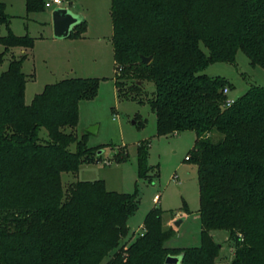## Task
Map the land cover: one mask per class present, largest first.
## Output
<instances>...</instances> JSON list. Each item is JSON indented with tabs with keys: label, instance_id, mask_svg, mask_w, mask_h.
Here are the masks:
<instances>
[{
	"label": "trees",
	"instance_id": "1",
	"mask_svg": "<svg viewBox=\"0 0 264 264\" xmlns=\"http://www.w3.org/2000/svg\"><path fill=\"white\" fill-rule=\"evenodd\" d=\"M110 2L118 98L145 100L158 136L195 135L187 161L197 172L200 245L166 248L174 232L162 229L159 207L145 215L135 241L120 245L138 192L107 191L102 180L64 189L61 174L76 176L82 165L95 162L94 150H102L88 147V134L79 137L75 129L79 103L94 99L101 81L63 79L45 85L26 105L22 64L35 40L13 34L0 2V28L6 29L0 65L10 57L0 72V264H164L168 256L180 257L179 264H215L221 245L210 232L220 230L233 243L230 264H264V87L251 86L226 107L223 91L232 84L200 73L211 64L234 63L237 51L264 69V0ZM25 4L28 14L45 9L44 0ZM84 32L82 21L68 39ZM13 49L23 53L16 56ZM144 83L154 85L146 99ZM149 147L143 141L136 148L139 179L152 170ZM127 156L113 159L120 164Z\"/></svg>",
	"mask_w": 264,
	"mask_h": 264
},
{
	"label": "rangeland",
	"instance_id": "2",
	"mask_svg": "<svg viewBox=\"0 0 264 264\" xmlns=\"http://www.w3.org/2000/svg\"><path fill=\"white\" fill-rule=\"evenodd\" d=\"M5 5V13L10 20V29L16 36L28 34L34 42V48L22 64L26 76L25 104H30L36 94H40L45 85L56 84L69 78L100 79L94 99L82 101L78 105L76 134H86L91 126L98 128L97 134H88V147L102 146L99 152L94 150L92 164L82 165L76 176L63 173L64 189L77 181L92 182L102 180L107 191L133 194L138 192V208L127 222L129 232L122 244H130L142 232L143 219L153 208L162 210V229L174 232L173 238L165 243L169 249L197 247L200 245L201 223L198 218L199 188L196 166L187 161L194 147L195 135L192 131L158 136L155 113L150 111L147 102L138 103L131 98L119 99L115 87V64L111 45L112 19L110 0H64L61 8L85 22V32L81 38H72L64 42H54L51 13L44 9L40 13L28 14L25 0H0ZM0 35H6L5 27ZM41 37L47 39L41 40ZM204 53L207 49L200 43ZM0 47V51H1ZM16 55L20 53L16 51ZM10 57L6 56L0 65V72L6 71ZM234 63H215L207 66L201 74L209 77L220 76L232 84L228 99L235 100L244 95L251 86L264 87V69L252 67L241 51H237ZM33 75V78H30ZM154 85L144 83L141 94L146 99ZM145 93V95L143 94ZM46 136V131H41ZM150 142L148 166L152 170L147 178L139 179L136 172V148L140 142ZM75 150V145L69 148ZM127 160L117 164L115 156ZM156 169V170H155ZM157 171V174H155ZM176 179H173V177ZM158 194V204L153 198ZM186 205L187 211L184 209ZM177 220H183L179 227ZM214 241L221 245V251L215 264H230L234 256L233 243L228 240L225 230L211 231ZM103 261L106 263L113 255Z\"/></svg>",
	"mask_w": 264,
	"mask_h": 264
},
{
	"label": "water",
	"instance_id": "3",
	"mask_svg": "<svg viewBox=\"0 0 264 264\" xmlns=\"http://www.w3.org/2000/svg\"><path fill=\"white\" fill-rule=\"evenodd\" d=\"M52 19V32L55 40L68 39L72 28L82 22L81 18L76 17L73 13L71 14L67 9L56 7L51 13ZM143 64H150L151 58L140 57ZM98 128L96 126H91L88 130V134H97ZM183 220H177L175 226L179 227ZM180 257L168 256L164 264H179Z\"/></svg>",
	"mask_w": 264,
	"mask_h": 264
},
{
	"label": "built area",
	"instance_id": "4",
	"mask_svg": "<svg viewBox=\"0 0 264 264\" xmlns=\"http://www.w3.org/2000/svg\"><path fill=\"white\" fill-rule=\"evenodd\" d=\"M63 1L64 0H44L45 9L53 10L56 7H61V5L63 4L62 3ZM223 93L228 96L229 92L225 89L223 91ZM232 103H233V100L231 101L227 97V100L225 102V106L228 107V106L232 105ZM186 160H188V157H186ZM173 179H176V177L174 176ZM159 197L160 196L158 194H156V196L153 198V203L156 204L158 202V200H159Z\"/></svg>",
	"mask_w": 264,
	"mask_h": 264
},
{
	"label": "crops",
	"instance_id": "5",
	"mask_svg": "<svg viewBox=\"0 0 264 264\" xmlns=\"http://www.w3.org/2000/svg\"><path fill=\"white\" fill-rule=\"evenodd\" d=\"M45 39H47V38H45V37H41V40H45ZM51 39H52V41H54V42H56V43H57V42H64V41L69 40V39H61V40H58V39H57V40H55L54 38H50V40H51ZM81 39H82V38H81ZM111 45H112V44H111ZM33 48H34V46H33ZM33 48H32V49H33ZM1 50H2V49H1ZM12 51H13L14 54L16 55L15 49H13ZM16 51H18L20 54L23 53V51L20 50V49H17ZM30 52H31V51H30ZM30 52H29V55L31 54ZM16 56H17V55H16ZM27 58H28V57H27ZM31 76L33 77V75H31ZM26 86H27V84H26ZM25 91H26V89H25ZM229 93H230V92H229ZM229 93H228V95H229ZM24 97H25V95H24ZM227 97H228V96H227ZM174 134H176V133H174ZM159 200H160V197H159ZM159 200H158V202H159ZM158 202H157L156 204H158ZM153 204L156 205L155 203H153Z\"/></svg>",
	"mask_w": 264,
	"mask_h": 264
}]
</instances>
